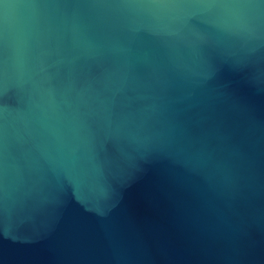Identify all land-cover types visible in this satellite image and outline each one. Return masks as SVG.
Masks as SVG:
<instances>
[{
    "label": "water",
    "instance_id": "water-1",
    "mask_svg": "<svg viewBox=\"0 0 264 264\" xmlns=\"http://www.w3.org/2000/svg\"><path fill=\"white\" fill-rule=\"evenodd\" d=\"M0 264H264V0H0Z\"/></svg>",
    "mask_w": 264,
    "mask_h": 264
}]
</instances>
